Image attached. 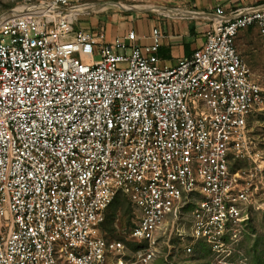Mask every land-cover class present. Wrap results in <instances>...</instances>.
<instances>
[{"label":"built area","instance_id":"built-area-1","mask_svg":"<svg viewBox=\"0 0 264 264\" xmlns=\"http://www.w3.org/2000/svg\"><path fill=\"white\" fill-rule=\"evenodd\" d=\"M85 2L0 21V264H155L173 234L177 252L230 255L264 209V70L236 43L256 31L264 50V6L216 7L203 45L168 66L159 27L147 45L76 28ZM118 194L124 236L103 229Z\"/></svg>","mask_w":264,"mask_h":264},{"label":"rangeland","instance_id":"rangeland-1","mask_svg":"<svg viewBox=\"0 0 264 264\" xmlns=\"http://www.w3.org/2000/svg\"><path fill=\"white\" fill-rule=\"evenodd\" d=\"M38 1L39 0H0V18L9 14L17 6L35 4ZM100 1L105 0H86L85 4H93ZM115 2L118 3L117 5H123L128 7V9L134 10L127 11L118 7L110 8V5L102 4L104 6L106 5L107 8L98 11H90L89 15L80 16L79 20L75 23V27L92 26L97 30L103 26L105 27L107 23H118L125 19L132 20L141 17L143 14L152 13L151 11H142L147 9H140L138 5H130L146 4L145 1L122 0L121 3H119L120 1L116 0ZM89 28L91 30V27ZM243 38L244 34L241 32L239 40L242 41ZM246 38L248 40L249 36H246ZM251 40L255 50L245 56L253 66V71L256 74H260L264 70V50L261 48L260 38L257 36L256 31L253 32V38ZM260 141V153L264 157V140ZM132 217L133 209L130 201L125 195L119 194L108 207L104 228L113 235L124 236L132 225ZM178 245L179 241L174 234L166 239L165 242L160 243L157 246L155 264H264V209L252 215L245 226L242 236L235 243L233 250L228 256H219L211 251L209 252L203 246H199L195 252L190 254L182 252L181 249L177 252L176 248Z\"/></svg>","mask_w":264,"mask_h":264},{"label":"crops","instance_id":"crops-1","mask_svg":"<svg viewBox=\"0 0 264 264\" xmlns=\"http://www.w3.org/2000/svg\"><path fill=\"white\" fill-rule=\"evenodd\" d=\"M115 1H112L113 4H118ZM143 1L146 4L140 5L155 6L159 10H142L151 11L153 14H143L141 17L132 20H121L118 23H107L103 28L106 30L109 40L117 36H123L129 30H134L140 36V43L147 45L152 41L151 34L153 28L159 27L162 33L158 51L159 63L160 65L168 66L175 65L178 59L191 54L194 49L203 45L205 35L212 27V22L220 18L215 13L216 7H222L228 12L231 9L244 6H264V0H141V2ZM110 8H112L111 5ZM124 10L129 11L134 9ZM89 27L94 29L92 26ZM89 27L81 28L90 29ZM246 36H249L248 40ZM252 38L253 32L244 34L242 41L238 37L236 42L237 49L243 55H249L251 51L255 50ZM261 48L263 49L262 44Z\"/></svg>","mask_w":264,"mask_h":264},{"label":"bare ground","instance_id":"bare-ground-1","mask_svg":"<svg viewBox=\"0 0 264 264\" xmlns=\"http://www.w3.org/2000/svg\"><path fill=\"white\" fill-rule=\"evenodd\" d=\"M112 7H118V8H123V9H128V7L123 6V5H117V4H110ZM138 7L141 9H153V10H159V8L155 7V6H151V5H138ZM145 7V8H144ZM25 8V5H20L17 6L15 9H13L9 14H18L21 13ZM103 8H107V6L102 5V4H84L79 6L78 8H76L77 14L80 15L85 11H98V10H102ZM167 12V10H165ZM7 15V14H6ZM6 15L2 16L0 18V21L6 17ZM186 15V14H185Z\"/></svg>","mask_w":264,"mask_h":264},{"label":"trees","instance_id":"trees-1","mask_svg":"<svg viewBox=\"0 0 264 264\" xmlns=\"http://www.w3.org/2000/svg\"><path fill=\"white\" fill-rule=\"evenodd\" d=\"M118 195H119V194H118ZM106 218H107V214H106ZM105 223H106V219H105V222L103 223V229H104V230H106V229L104 228V226H105ZM106 231H107L108 233H111V232H109L108 230H106ZM199 246H201V247H202V246H203V244H199V245H197V246H196V249H198V248H199ZM203 247H204V246H203ZM196 249H195V251H196ZM195 251H194V252H195Z\"/></svg>","mask_w":264,"mask_h":264}]
</instances>
